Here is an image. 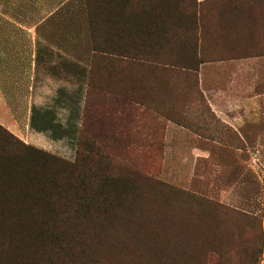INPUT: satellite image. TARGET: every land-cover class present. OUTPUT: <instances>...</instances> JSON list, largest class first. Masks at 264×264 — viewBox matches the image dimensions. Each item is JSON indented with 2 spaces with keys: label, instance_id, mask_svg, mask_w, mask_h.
Returning <instances> with one entry per match:
<instances>
[{
  "label": "rangeland",
  "instance_id": "1",
  "mask_svg": "<svg viewBox=\"0 0 264 264\" xmlns=\"http://www.w3.org/2000/svg\"><path fill=\"white\" fill-rule=\"evenodd\" d=\"M254 5L0 0V51L27 54V103L52 127L27 144L59 159L9 143L0 264H264V132L240 136L199 90V18L232 33L264 20ZM134 213L140 242L115 232Z\"/></svg>",
  "mask_w": 264,
  "mask_h": 264
},
{
  "label": "crops",
  "instance_id": "2",
  "mask_svg": "<svg viewBox=\"0 0 264 264\" xmlns=\"http://www.w3.org/2000/svg\"><path fill=\"white\" fill-rule=\"evenodd\" d=\"M254 6L264 11V5ZM253 23L235 25L225 34L215 23H206L211 31L199 37V90L213 113L243 137L252 129L264 132V20ZM26 61L25 52L0 51V124L28 143L29 126L44 132L31 125L33 111L44 109L27 103Z\"/></svg>",
  "mask_w": 264,
  "mask_h": 264
},
{
  "label": "trees",
  "instance_id": "3",
  "mask_svg": "<svg viewBox=\"0 0 264 264\" xmlns=\"http://www.w3.org/2000/svg\"><path fill=\"white\" fill-rule=\"evenodd\" d=\"M200 2L201 1H199V6H200ZM200 21L201 20L199 18V22ZM202 23H203V21H202ZM204 24L205 23H203V25L201 27L199 25V37H202V38L206 36L204 34V31H202V29H204L206 27V26L204 27ZM200 29H201L202 32H200ZM47 115L48 114L46 112L45 113H43V112L41 113V112H39L37 110H34L33 111V115L31 117V124L33 125V127H35L37 130H44V129H47V128H52L46 122V116ZM13 141L17 144V146H16L17 148H20V147L23 146V149H26V151H27V149L30 148L33 151L37 152V154H41V155H43L44 157H46L48 159L50 158V159L59 160V159H57L55 157L43 154L36 147H30L26 142H24L22 139L17 137L15 134L10 132L6 127H4L3 125L0 124V152H1L0 153V186H2V187L3 186H6V187L8 186V181L5 179V177L13 176V175H11V168H14V167L17 168L16 166L19 165V157H18L19 154H16L14 151H9L8 150L9 143L11 144V142H13ZM25 174L29 178H32V176L30 175L31 172L29 173V172L26 171ZM44 184L50 185V183H45V182H44ZM0 206H1V204H0ZM1 211L3 212L4 209L2 208ZM134 211H135V209L133 207H129V209H128L129 213H132ZM4 218H6V217L2 216V215L0 216V219H4ZM167 218H168V215L165 216L166 220H167ZM151 219H152V217H151ZM193 221L199 222V224L201 226H203V230L205 229L204 232L202 233V235L199 236L200 237L199 241L204 239V238H206V237H209V236L212 237L213 236L214 230H213V227H211L212 226L211 224H209L208 222H203L200 219H194ZM144 222H145L144 218L138 216L136 213L131 214L130 216H126L124 219L121 220V222H120V227L121 228L119 227L115 232L124 233V232L129 230V232L133 235V237H137L138 241L140 242V240L144 239V237L137 231V227L140 226L141 224H144ZM52 231L53 230H51V229L50 230H46V228H44L42 230L43 234H48V233H51ZM110 232H113V231L110 230L109 234H111ZM151 232H152L154 238L161 237L160 234L156 231V229H151ZM126 235H127V233H126ZM175 235H176V232H175ZM70 239L72 241H78V242L83 240V239H81L79 237H76V236H70ZM132 240L134 241L133 244H132L134 246L136 244V240L135 239H132ZM118 241H123V240H122L121 237H119L117 242ZM199 241L196 244H194L193 247L189 251H191L199 243ZM115 244H116V241L112 245L115 246ZM0 248L2 249L3 245H0ZM62 253H65V254L69 253V256H72L75 252H74L73 249L66 250V248H65V250L62 251ZM122 260L127 261L126 258L121 259V261ZM120 262L119 263L116 262V264H120Z\"/></svg>",
  "mask_w": 264,
  "mask_h": 264
},
{
  "label": "bare ground",
  "instance_id": "4",
  "mask_svg": "<svg viewBox=\"0 0 264 264\" xmlns=\"http://www.w3.org/2000/svg\"><path fill=\"white\" fill-rule=\"evenodd\" d=\"M116 262V261H115ZM119 263V262H118Z\"/></svg>",
  "mask_w": 264,
  "mask_h": 264
}]
</instances>
